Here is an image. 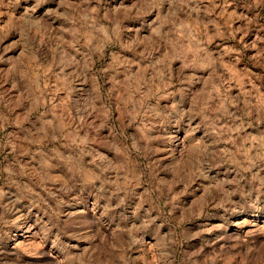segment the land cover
I'll return each instance as SVG.
<instances>
[{
    "label": "rangeland",
    "instance_id": "1",
    "mask_svg": "<svg viewBox=\"0 0 264 264\" xmlns=\"http://www.w3.org/2000/svg\"><path fill=\"white\" fill-rule=\"evenodd\" d=\"M0 264H264V0H0Z\"/></svg>",
    "mask_w": 264,
    "mask_h": 264
}]
</instances>
